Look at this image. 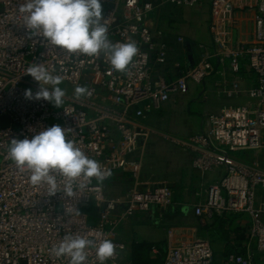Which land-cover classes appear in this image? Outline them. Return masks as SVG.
I'll return each instance as SVG.
<instances>
[{"label":"built area","instance_id":"obj_1","mask_svg":"<svg viewBox=\"0 0 264 264\" xmlns=\"http://www.w3.org/2000/svg\"><path fill=\"white\" fill-rule=\"evenodd\" d=\"M25 0H0V116L9 119L0 128V264H68L67 258L55 257L50 249L66 234L104 238L116 245V252L105 264H132L126 247L115 239L121 223L173 204V190L163 182L144 185L140 181L142 155L133 159L138 144L146 143L147 116L159 111L164 103L188 91L191 82L203 89L208 82L218 97L247 99L244 105H223L206 119L207 128L199 134L174 143L191 155V166L203 179L196 189L193 213L201 222L229 215L249 219L244 252L227 253L223 264H256L264 260V202L257 194L264 191V167L256 161L236 163L237 152L264 153V0H212L208 18L209 44H199V59L193 66L175 63L179 72L168 68L170 44L163 33L147 25L155 9L153 1L101 0L102 22L106 20L111 42L134 41L139 53L127 72L112 70L103 55L87 57L69 53L48 44L41 36H31L23 24L19 7ZM174 7H197L199 0H166ZM250 11L251 32L248 40L233 39L237 14ZM183 37L176 42L182 43ZM83 62V63H82ZM45 67L63 77L65 90L62 107L43 99H27L39 88L27 68ZM244 72L253 83L241 86ZM86 86L91 96L76 99L74 89ZM53 125L71 129L67 139L75 141L88 157L110 171L102 183L95 178L75 188L71 197L57 192L49 195L46 184L33 185L28 170H20L7 157L11 139H32ZM222 174L212 183L206 175L217 169ZM115 171L131 178V188L116 198H108L103 184ZM62 178L57 175L58 183ZM63 188V184H60ZM93 207L94 224L82 212ZM167 232L162 264H212L209 239L177 240ZM153 252H156L152 248ZM89 264H99L89 250Z\"/></svg>","mask_w":264,"mask_h":264},{"label":"clouds","instance_id":"obj_2","mask_svg":"<svg viewBox=\"0 0 264 264\" xmlns=\"http://www.w3.org/2000/svg\"><path fill=\"white\" fill-rule=\"evenodd\" d=\"M19 12L31 36H41L48 44L69 53L87 57L103 55L114 71L127 72L139 53L134 41L113 43L109 40L106 20L102 22L101 0H25ZM26 74L39 83L35 94L31 89L25 90L27 99H43L57 108L62 107L66 95L59 87L62 76L54 75L43 63H32ZM91 95L86 86L74 89L76 99ZM69 131L71 129L53 125L38 131L32 139L9 141L7 157L18 169L28 170L31 184H46L50 196L62 192L71 197L75 194L74 187L85 186L76 181L90 183L95 178L102 183L111 174L77 147L75 141L67 139ZM57 175L62 178L59 183ZM89 250H94L99 264H105L115 255L116 245L109 239L69 233L50 249L55 257L67 258L68 264H89Z\"/></svg>","mask_w":264,"mask_h":264},{"label":"crops","instance_id":"obj_3","mask_svg":"<svg viewBox=\"0 0 264 264\" xmlns=\"http://www.w3.org/2000/svg\"><path fill=\"white\" fill-rule=\"evenodd\" d=\"M151 0H140L144 3ZM212 0H199V6L195 7L194 12L189 15L187 11L182 10L183 7L171 6L168 12L162 8H155L147 19V25L152 30H159L163 33V39L167 41L171 46L170 55L176 51L179 55L184 56L190 61L187 66H193L198 62L199 59V44H209L210 38L208 33V18L210 12V5ZM174 9V10H173ZM165 15V16H164ZM237 28L233 32V39L240 42H245L249 38L251 32V13L245 11L244 13H238L237 16ZM183 37L182 43H177L176 38ZM179 45V47H178ZM187 56V57H186ZM252 74L244 72L241 77V87L244 89L253 83ZM214 109L211 113H218L220 108L225 102L233 101V105H244L247 99L244 95L239 97H218L212 100ZM229 105V104H228ZM207 124L201 126L200 130L193 134H199L206 130ZM187 152V151H186ZM247 152H237L233 154V158L236 163H249L252 161H244L241 157ZM254 155H263L264 153L250 152ZM188 154V164L185 167V171L193 174L194 180L190 178H184L182 180L183 185L191 183L190 188L186 190L176 191L181 193L183 199L175 200L174 189L173 190V204L162 211L156 209L151 210L149 213L142 216H133L121 223L119 226L115 239L123 243L126 247V257L128 258L131 254L132 246L137 243H149V244H164L166 251V241L168 239L167 232L172 230V235L177 240L183 239H209L213 251V263L212 264H223L225 254L233 252H244L246 246L245 234L249 226V219L245 215H229L221 220L212 219L206 222H201L199 218L195 217L193 213V205L196 202L195 191L204 181L200 175L192 169L191 166V155ZM123 173L129 176L128 173L123 171H115L110 180L108 179L105 184L111 182L113 189L117 190V185L113 182L112 178L116 177V173ZM223 169H217L213 173L206 175L205 181L212 183L222 174ZM191 181V182H190ZM143 184H154L159 182L145 181ZM161 182H167L161 180ZM169 183V182H168ZM111 186V185H110ZM108 186V190H113ZM128 191V190H127ZM125 191L124 193H126ZM111 193V192H110ZM123 193V194H124ZM121 194V195H123ZM121 195L111 196V198L120 197ZM257 200L264 202V191H260L257 194ZM264 218V215H263ZM157 252V251H156ZM151 252L148 258H153L154 253ZM154 264V263H149ZM256 264H264L263 259L257 260Z\"/></svg>","mask_w":264,"mask_h":264},{"label":"rangeland","instance_id":"obj_4","mask_svg":"<svg viewBox=\"0 0 264 264\" xmlns=\"http://www.w3.org/2000/svg\"><path fill=\"white\" fill-rule=\"evenodd\" d=\"M151 1H153L155 8H162L167 12L169 11L167 9H170L172 6L166 0ZM194 9L195 7L182 8L189 15L194 12ZM176 49L168 57V68L171 70L172 75H176L179 72L173 67L175 63H180L182 66L187 62V64L190 63L187 58L179 55ZM214 98L215 94L208 82L206 83L204 91L201 87L189 82L187 93L177 95L170 99L162 105L159 111L147 116L144 124L147 128L148 137L144 148L141 147L143 143L140 141L138 150L131 155L133 159L142 155V169L140 174V181L142 183H146L145 181H151L153 183L161 182V180L167 181L163 183L168 184L174 189L175 200L183 199L182 194H176V191L178 192L179 188L181 190L189 189L191 183L184 186L182 180L187 177L192 181L194 177L193 174L185 171V167L189 161L186 150L175 144L174 140L181 141L187 139L200 130L201 126L206 123L208 115L214 109V105H211ZM225 104L233 105L234 102L229 101L225 102ZM241 159L244 161H256L261 167H264L263 155H254V153L247 152ZM115 175V179L113 175L112 180L117 184L115 186L117 190L113 189L111 182L107 183V185L105 184L107 190L106 188L104 189L103 184V190L108 198L121 195L131 188L132 181L129 176L119 172ZM146 185L151 184L147 183ZM108 186L113 190H108ZM93 211L92 206L90 208H82V212H85L91 218L89 224L95 223L92 219Z\"/></svg>","mask_w":264,"mask_h":264},{"label":"trees","instance_id":"obj_5","mask_svg":"<svg viewBox=\"0 0 264 264\" xmlns=\"http://www.w3.org/2000/svg\"><path fill=\"white\" fill-rule=\"evenodd\" d=\"M221 220L223 218L217 219ZM152 248L157 252L154 253V257L148 258L149 253H153ZM165 255V245L164 244H149V243H137L132 246L131 254L128 260L132 264H162Z\"/></svg>","mask_w":264,"mask_h":264},{"label":"water","instance_id":"obj_6","mask_svg":"<svg viewBox=\"0 0 264 264\" xmlns=\"http://www.w3.org/2000/svg\"><path fill=\"white\" fill-rule=\"evenodd\" d=\"M9 126V119L6 116H0V128H7Z\"/></svg>","mask_w":264,"mask_h":264}]
</instances>
